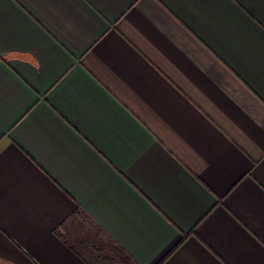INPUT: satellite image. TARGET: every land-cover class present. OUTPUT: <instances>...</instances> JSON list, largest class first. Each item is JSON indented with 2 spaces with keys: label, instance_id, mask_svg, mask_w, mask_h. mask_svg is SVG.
<instances>
[{
  "label": "crops",
  "instance_id": "1",
  "mask_svg": "<svg viewBox=\"0 0 264 264\" xmlns=\"http://www.w3.org/2000/svg\"><path fill=\"white\" fill-rule=\"evenodd\" d=\"M72 217L264 264V0H0V264H90Z\"/></svg>",
  "mask_w": 264,
  "mask_h": 264
},
{
  "label": "trees",
  "instance_id": "2",
  "mask_svg": "<svg viewBox=\"0 0 264 264\" xmlns=\"http://www.w3.org/2000/svg\"><path fill=\"white\" fill-rule=\"evenodd\" d=\"M71 220L78 223L79 227L75 228L70 233L68 232L71 239V241H68L71 247L88 263L137 264L121 247L114 245L108 240H102V230L97 229V227L91 224L86 218L77 221V218L75 219V217H72L69 221ZM69 221L65 224L67 225ZM68 235L65 234L62 236L68 239Z\"/></svg>",
  "mask_w": 264,
  "mask_h": 264
}]
</instances>
